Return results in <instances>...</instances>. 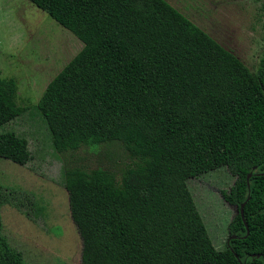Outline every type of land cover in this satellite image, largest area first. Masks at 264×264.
<instances>
[{"label": "trees", "instance_id": "1", "mask_svg": "<svg viewBox=\"0 0 264 264\" xmlns=\"http://www.w3.org/2000/svg\"><path fill=\"white\" fill-rule=\"evenodd\" d=\"M29 1L84 44L44 91L43 119L135 159L116 175L63 158L83 264H264V57L251 72L166 0ZM18 91L0 72V158L23 166L27 140L4 131L23 113ZM221 168L238 208L224 251L188 187ZM6 203L0 189V264H29L4 233Z\"/></svg>", "mask_w": 264, "mask_h": 264}, {"label": "rangeland", "instance_id": "2", "mask_svg": "<svg viewBox=\"0 0 264 264\" xmlns=\"http://www.w3.org/2000/svg\"><path fill=\"white\" fill-rule=\"evenodd\" d=\"M251 72L264 57V0H166ZM84 44L29 0H0V72L18 85L23 113L4 127L28 142L31 161L19 165L0 158V189L8 198L1 209L4 233L29 264H83L82 244L64 186V157L81 159L87 170L116 175L133 166L121 143L86 149L83 130L51 127L38 103L48 84ZM235 179L227 168L193 178L188 187L217 250L227 249L229 225L238 208L223 192ZM33 204L43 207L33 215ZM30 213V216L27 215Z\"/></svg>", "mask_w": 264, "mask_h": 264}, {"label": "water", "instance_id": "3", "mask_svg": "<svg viewBox=\"0 0 264 264\" xmlns=\"http://www.w3.org/2000/svg\"><path fill=\"white\" fill-rule=\"evenodd\" d=\"M250 177H251V175H249L248 178H250ZM244 207H245V205L243 204L242 207H241V211H240L242 218L244 217V215H243V213H244ZM232 238L235 239L236 236H232Z\"/></svg>", "mask_w": 264, "mask_h": 264}, {"label": "flooded vegetation", "instance_id": "4", "mask_svg": "<svg viewBox=\"0 0 264 264\" xmlns=\"http://www.w3.org/2000/svg\"><path fill=\"white\" fill-rule=\"evenodd\" d=\"M227 245H228V241H227Z\"/></svg>", "mask_w": 264, "mask_h": 264}]
</instances>
